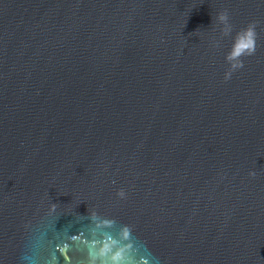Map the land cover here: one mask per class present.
<instances>
[{"label":"water","instance_id":"95a60500","mask_svg":"<svg viewBox=\"0 0 264 264\" xmlns=\"http://www.w3.org/2000/svg\"><path fill=\"white\" fill-rule=\"evenodd\" d=\"M93 214L135 264H264V0H0V264H82Z\"/></svg>","mask_w":264,"mask_h":264},{"label":"clouds","instance_id":"9594fccd","mask_svg":"<svg viewBox=\"0 0 264 264\" xmlns=\"http://www.w3.org/2000/svg\"><path fill=\"white\" fill-rule=\"evenodd\" d=\"M218 24L221 25L220 32L222 37L232 35L233 26L227 11H223L217 16ZM257 22L253 21L244 29L236 33L233 45L225 59L229 65L224 74V80L231 79L234 72L244 67L242 57L253 56L257 48ZM219 46V42H217ZM250 176L255 177V172H250ZM117 195L121 199L126 198V193L121 189ZM94 227L91 230V238L82 240L86 249L87 259L82 264H135L131 254V244L126 243L130 240L131 229L129 226H121L117 236L112 235L105 229H111L116 222L112 219H102L95 214L92 215Z\"/></svg>","mask_w":264,"mask_h":264}]
</instances>
